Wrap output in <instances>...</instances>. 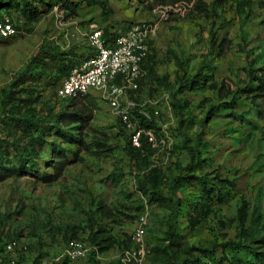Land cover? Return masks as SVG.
<instances>
[{
	"label": "rangeland",
	"instance_id": "1",
	"mask_svg": "<svg viewBox=\"0 0 264 264\" xmlns=\"http://www.w3.org/2000/svg\"><path fill=\"white\" fill-rule=\"evenodd\" d=\"M21 2L36 12L27 19L13 11L20 32L0 39V99L41 45L83 54L81 63L90 57L86 34L92 25L120 30L153 19L158 6L155 0H68L65 7L58 0ZM152 49L154 74L136 95L146 118L134 113L135 128L124 126L93 91L77 99L94 103L90 116L54 127L35 166L0 181V264L9 257L121 264L141 215L147 218L141 264H167L166 248L179 263L189 257L186 247L238 239L243 205L244 241L264 258V0H194L187 14L159 25ZM251 58L258 80L250 77ZM55 88L44 89L38 104L47 122L71 104ZM142 121L152 125L140 134L152 149L144 160L128 153L130 146L141 147L129 139ZM225 180L232 186L223 187ZM99 227L116 238L102 252L88 239ZM73 232L89 247L82 259L64 254ZM11 239L27 250L7 252ZM220 250L192 255L215 264Z\"/></svg>",
	"mask_w": 264,
	"mask_h": 264
},
{
	"label": "trees",
	"instance_id": "2",
	"mask_svg": "<svg viewBox=\"0 0 264 264\" xmlns=\"http://www.w3.org/2000/svg\"><path fill=\"white\" fill-rule=\"evenodd\" d=\"M18 1L19 0H2L0 3V18L3 15L13 17L17 27L20 29L21 25L12 15V12L17 10L21 12L23 18L26 17L30 19V15L32 12L35 13L36 10H32L31 7L28 8L26 2L23 5L22 2L19 4ZM179 1L191 0H169V2H171L169 4H165L167 0H155V3L158 4V6L172 5ZM67 3L68 0H58L56 4L65 7ZM193 7L194 0L192 9ZM21 20L22 19H20V21ZM126 27L120 29V31H123ZM102 31L106 41H111L118 34L117 30L112 29L111 26L102 28ZM82 55L83 54L76 55L72 53L71 49L65 50L60 45L54 43L41 45L33 52L25 67L16 73L10 85L2 89V96L0 99V181L15 173L23 172L34 167L39 158L40 151L46 144L45 135L54 127L58 125H69L74 120L92 114L94 103H82L77 100L80 98L69 99L71 104L66 105L64 108H61L60 111L54 113L53 122H47L46 115L41 112L38 107L43 90L56 86V94V90L61 81L68 76L75 65L80 64V59H78V57ZM254 63V59H248L250 77L252 80H258L259 77L254 73V71H256V69H254ZM144 68L146 70V76L139 82L137 94L141 87L146 85L148 78L154 74L153 49L152 53L147 57ZM135 100H137V98ZM70 107H78V113L69 112ZM138 110L139 107H135L133 114L135 113V115L143 119L146 118L144 115L140 114ZM78 116L80 117L78 118ZM118 120L120 121V119ZM141 123L144 128L140 125L139 128L142 130L152 128L151 123H147V121H142ZM146 138L145 133H142L140 136L141 147H129L128 153L131 157H134L136 154L137 158L142 157L143 160L145 159V150H152L151 144L146 141ZM129 144H131L130 139ZM63 164L57 167L54 178L61 175ZM177 181L178 178L174 179L173 182L175 183ZM224 182L226 183H224L223 187L229 188L232 186V181L225 180ZM155 184L156 183H154V185ZM205 191L209 193L206 188ZM217 198L221 197L218 196ZM245 216L246 208L243 205L238 210V224L240 228L238 239L233 241L228 240L222 243H213L211 248L195 246L186 247L185 251L189 257L179 263L174 262V257L170 248L163 249V252L169 257L167 264H201L200 258L193 256L192 251H199L202 255H213L216 248L221 249V257L214 261L215 264H264V258L244 241L247 236ZM74 238L79 239L75 236V232L71 234L67 241ZM88 239L100 252L110 249L116 244V238L101 227L96 230L90 229ZM130 240L129 238V243H125L123 250L131 246ZM170 243L171 245L174 244L172 237H170ZM1 261L0 259V262ZM62 264H66V262H62Z\"/></svg>",
	"mask_w": 264,
	"mask_h": 264
},
{
	"label": "built area",
	"instance_id": "3",
	"mask_svg": "<svg viewBox=\"0 0 264 264\" xmlns=\"http://www.w3.org/2000/svg\"><path fill=\"white\" fill-rule=\"evenodd\" d=\"M193 0L179 1L172 5H159L153 9L154 18L148 21L131 23L111 40L106 41L103 31L92 25L86 34L90 47V57L72 68L56 90L60 99L84 98L94 91L109 107L111 113L127 127H136L132 119L135 107L146 115L143 105L136 102L139 82L146 76L144 68L148 55L152 53V40L159 25L171 15L184 16L191 11ZM20 32L13 17L0 18V39L16 36ZM142 129H136L131 144L140 145ZM146 215H141L130 239L133 243L122 252L121 264H141L147 251L144 245L146 236ZM6 251L23 252L27 246L16 239L5 244ZM89 247L80 239H70L65 243L64 254L70 259L87 256ZM8 264H57L55 261L34 262L9 257Z\"/></svg>",
	"mask_w": 264,
	"mask_h": 264
}]
</instances>
